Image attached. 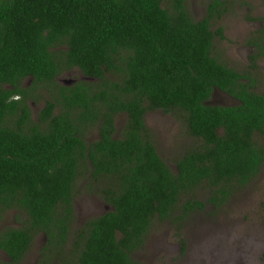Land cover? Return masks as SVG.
Returning <instances> with one entry per match:
<instances>
[{"label": "trees", "instance_id": "1", "mask_svg": "<svg viewBox=\"0 0 264 264\" xmlns=\"http://www.w3.org/2000/svg\"><path fill=\"white\" fill-rule=\"evenodd\" d=\"M205 9L194 19L183 0H0V212L24 214L18 226L0 227L9 258L0 264H17L38 231V262L141 264L131 252L153 217L180 221L218 206L264 166V91L212 53L223 34L211 24L225 6L209 0ZM73 68L92 79L55 80ZM25 76L30 85L21 87ZM39 87L50 98L32 116ZM213 88L236 102L208 103ZM155 108L195 140L173 169L143 120ZM81 174L106 209L73 228Z\"/></svg>", "mask_w": 264, "mask_h": 264}, {"label": "rangeland", "instance_id": "2", "mask_svg": "<svg viewBox=\"0 0 264 264\" xmlns=\"http://www.w3.org/2000/svg\"><path fill=\"white\" fill-rule=\"evenodd\" d=\"M209 0H183L187 12L194 19L205 13V5ZM225 10L211 24L215 29L221 26L223 37L214 36L212 53L222 62L238 69L247 70L248 60H252L255 89L264 91V54H255L251 40L264 26V0H219ZM164 3V0H163ZM258 30V31H257ZM260 44H264V31L258 36ZM250 56H253L251 58ZM62 71L58 79L77 78L81 74L75 68ZM249 76V77H250ZM59 83L61 81L57 80ZM42 93L38 100L31 101L30 112L34 116L44 98ZM210 104H233L235 99L224 92L213 89L206 100ZM123 112L114 118L115 134L124 120ZM143 120L158 155L164 159L171 169L174 160L182 151L192 145L195 140L187 134L182 121L172 114L160 109H147ZM96 136V129L87 133L86 140ZM84 175L75 180L73 197V222L77 228L89 217L101 213L105 204L101 197L82 188ZM207 188L200 185L195 195L203 199ZM24 214L16 209H5L0 212V227L18 226ZM72 228V229H73ZM71 229V230H72ZM71 235L69 234L67 242ZM45 236L38 231L24 253L20 264H56L52 255L47 261L38 262L41 257L40 247ZM68 244V243H67ZM133 258L141 264H264V166L242 187L235 189L220 205L205 204L200 209L188 212L180 221L170 218L153 217L140 247L131 252ZM7 258L0 251V261Z\"/></svg>", "mask_w": 264, "mask_h": 264}, {"label": "flooded vegetation", "instance_id": "3", "mask_svg": "<svg viewBox=\"0 0 264 264\" xmlns=\"http://www.w3.org/2000/svg\"><path fill=\"white\" fill-rule=\"evenodd\" d=\"M258 31V30H257ZM264 31V26L261 28V30H259V32H257V35H255L254 36V38H255V40L257 41V45H253L252 44V47L254 46V48H256L257 49V53H258V56L260 55V54H264V44H260V39H259V35L262 33ZM251 58H253V56H250ZM251 63H253V61L252 60H248V62H247V65H246V68H247V70H249V71H251L254 67H253V65H250ZM239 72H241V71H239ZM246 72V71H245ZM66 74L67 75H69V74H71V72L70 71H67L66 72ZM251 74V73H250ZM55 78L57 79V80H59V81H61L62 82V84H64V85H69V84H71L72 82H74L77 78H68V79H63V78H60V79H58V77L57 76H55ZM31 79H32V77L31 76H25V77H23L22 79H21V81H20V85H21V87H27V86H29L30 85V81H31ZM79 79H82V78H79ZM88 79H92V78H88ZM7 86L10 88L11 87V85L10 84H7ZM29 89V88H28ZM213 89H217V88H213ZM212 89V90H213ZM219 90V89H218ZM35 92H36V94H38L37 96H42V93H44V94H46V90H44L42 87H39L38 89H35L34 90ZM221 91V90H220ZM212 92V91H211ZM223 92V91H222ZM225 93V92H224ZM48 94V93H47ZM47 94H46V96H47ZM225 94H227V93H225ZM228 95V94H227ZM230 96V95H229ZM20 97V95L18 94V93H16V94H14V95H12V98H19ZM231 98H233L232 96H230ZM234 99V98H233ZM105 209H106V206H105ZM0 251H2L1 249H0ZM3 252V251H2ZM3 254L5 255V257L7 258L6 260H9V258H8V256L3 252ZM23 257V256H22ZM48 257H50V255H48ZM48 257H45V259H44V261H47V258ZM21 260H22V258L19 260V262L17 263V264H20V262H21ZM3 261H5V260H3ZM44 261H42V263L44 262ZM242 264H252V263H250V261L248 262V263H242Z\"/></svg>", "mask_w": 264, "mask_h": 264}, {"label": "water", "instance_id": "4", "mask_svg": "<svg viewBox=\"0 0 264 264\" xmlns=\"http://www.w3.org/2000/svg\"><path fill=\"white\" fill-rule=\"evenodd\" d=\"M80 78H92V77H86V76H82V75H81Z\"/></svg>", "mask_w": 264, "mask_h": 264}]
</instances>
